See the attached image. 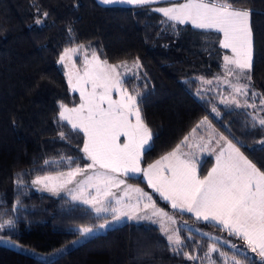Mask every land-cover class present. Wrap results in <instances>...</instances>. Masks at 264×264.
Listing matches in <instances>:
<instances>
[{"label":"trees","instance_id":"1","mask_svg":"<svg viewBox=\"0 0 264 264\" xmlns=\"http://www.w3.org/2000/svg\"><path fill=\"white\" fill-rule=\"evenodd\" d=\"M234 5L252 10L254 71L249 97L252 91L264 94V0H234ZM151 9L103 6L96 0H0V219L15 220V228L5 229L0 236L32 252L50 254L77 239L79 227L101 222L89 208L66 196L38 192L32 185L36 176L67 171V157L81 167L87 164L81 151L83 133L58 122L60 103L78 104L58 65L67 47L86 45L110 64L139 59L140 72L124 80V87L139 91L142 117L152 133L143 165L173 151L208 116L218 132L264 170V146L258 143L264 139V129L253 127L249 116L257 112L264 116L259 97L256 109L226 107L210 90L202 91L205 84L200 78L213 80L222 71L219 34L161 23L165 18ZM37 19L43 22L37 25ZM213 106L220 111L218 117ZM62 131L66 139L60 138ZM45 160L51 163L46 165ZM17 174L23 178L20 187ZM127 180L145 188L138 178ZM153 199L169 214L246 249L242 240L219 226L195 221L156 196ZM179 231L184 252L195 259L174 252L156 226L125 223L49 260L0 245V264H211L204 255L209 237L186 228ZM220 247L233 254L225 245ZM212 256L222 264L218 254Z\"/></svg>","mask_w":264,"mask_h":264},{"label":"snow or ice","instance_id":"2","mask_svg":"<svg viewBox=\"0 0 264 264\" xmlns=\"http://www.w3.org/2000/svg\"><path fill=\"white\" fill-rule=\"evenodd\" d=\"M98 2L106 6H146L157 4L159 0ZM151 10L162 14L165 20L161 23L172 22V27L176 24H191L196 29L222 34L219 46L231 53L224 55L223 61L224 79L232 89V95L230 99H221L220 102L226 107L234 105L236 108L256 109V99L259 97V109L264 112V94L252 91L249 97L254 71L253 13L250 8L235 7L234 0H184L171 7H155ZM43 15L47 17L48 13ZM42 22L40 19L35 21L37 25ZM84 49L83 44L64 48L58 63L65 69L70 65L76 69L73 57ZM132 66L140 67L139 59L134 60ZM119 67L127 69V61L121 62V65H111L107 60H101L93 49L91 58L86 52L84 54L82 74L78 69L66 72L71 90L79 93L80 103L72 107L60 103L58 122H66L73 131L83 133L81 151L89 163L81 167L72 157H67V171L36 176L32 185L57 196L65 192L71 201L92 209L101 222L94 226L79 227L78 234L82 238L86 239L98 230L121 223L125 218L151 220L160 225L161 232L166 235L174 252L183 253L189 260L195 259L184 252L185 244L179 229L170 227L176 224L175 217L158 208L148 192L127 183V179L142 175L147 186L178 213H190L197 221L215 224L229 236L244 241L246 249H241L220 237L201 233L209 236L208 250L204 255L211 264H216L213 253L222 258V264H242V261L245 264H264V170L245 156L237 143L218 133L208 116L197 123L173 151L147 168H142L141 159L151 148L152 133L142 117L139 91L133 89L130 92L124 87L125 81L118 72ZM228 77L234 78L235 83ZM200 79L204 84H212L211 80ZM216 79L220 80V77ZM241 80L244 82L241 83ZM113 91L119 94V100L112 98ZM240 97H244L243 101ZM212 112L217 117L220 115L215 106ZM249 116L253 127L264 129V116L259 112L249 113ZM205 125L211 129L219 151L209 147L211 140L196 145L201 152L215 153V164L206 176L201 177L198 172L200 160L192 152H182L181 149L191 147L190 137H195L198 129ZM59 135L61 139H66L63 131ZM258 143L264 146V139ZM44 163L47 165L51 162L45 160ZM80 176L83 179L78 180ZM15 182L17 187L23 184L20 174H17ZM19 204L17 200L16 205ZM17 210L13 208L14 212ZM184 224L187 225V220ZM14 228L15 220L0 219V232ZM194 231L199 232V229ZM6 243L9 241L0 236V244ZM221 244L232 249L233 254L229 256L220 247Z\"/></svg>","mask_w":264,"mask_h":264},{"label":"rangeland","instance_id":"3","mask_svg":"<svg viewBox=\"0 0 264 264\" xmlns=\"http://www.w3.org/2000/svg\"><path fill=\"white\" fill-rule=\"evenodd\" d=\"M96 1H97L98 4H100L98 2V0H96ZM182 2H184V0H159V3H157V4L146 5V6H152V8H155V7H171L173 4L182 3ZM100 5H103V4H100ZM103 6H106V5H103ZM110 6L141 7V6H130V5H126V4H117V5H110ZM160 15L162 16V14H160ZM180 25H189V26H191V24H180ZM199 30H201V29H199ZM213 32H215V31H213ZM215 33H217V32H215ZM218 34L220 36V39H222V34H220V33H218ZM222 50L224 52L223 53V56H222V62H221L222 63V71H221L220 75L218 76V77H220V80H217L216 79L217 77L215 79L211 80L212 81V84H213L212 85V88L210 86L211 84L210 85L209 84H205V86L203 85L204 87H203V90L202 91L208 93V90H210L219 99V101H218L219 104L225 106V104L221 103L220 101H221V99H230L231 98V95H232V89L229 87V84H228L227 80L224 79V61H223V57H224V55H231V53L228 50H225V49H222ZM85 52L87 53L88 57L91 58V52L89 51V49H88V47L86 45H85V49L84 50H82L78 55H76V56L73 57V60L75 61V64H76V69H78L81 74L83 73V60H84V54H85ZM127 63H128L127 69H125L124 67H119L118 68V72L121 74V78L123 80H126L128 78H131V77H134V76L138 75V73L141 70V66L138 67V68H136V67H133L132 66V62H127ZM58 65L62 68V71H63V73L65 75V78H66V81H67V84H68L69 91L72 94H76L77 95V97H78V104H79L80 103L79 93L78 92H74V91L71 90V88L69 86V82H68V76L66 75V72L67 71H75L76 69H72L71 68V65L69 66L68 69H65L64 66L61 65V64H59V63H58ZM111 65H121V63L111 64ZM228 79L229 80H232L233 83H235L234 78L228 77ZM240 82L243 83L244 81L241 80ZM207 86L209 87V89L207 88ZM112 98L115 99V100H119L120 99V96H119V94L117 92L113 91ZM106 106L107 105H105V107ZM133 120H134V118H133ZM218 133H220V132H218ZM201 138H203V139H201ZM121 139L123 140V137ZM209 140H211V144L209 145V147L216 149V151H219V147L217 145V141L214 138L211 129H209L207 127V125H205L201 129H198L197 135L195 137H190L189 144L191 145V147L185 146L184 148L181 149L182 152H184V151H186V152H192L195 155V157L198 160H200V165L198 166V172H199V175L201 177L206 176L208 174V172L211 170V168L213 167V165L215 164V153L213 152V153L210 154L207 151L201 152V151L198 150V148L196 147V145H203L206 141H209ZM219 143L220 144H223V141H220ZM83 155H84V153H83ZM160 159H161V157L158 158V159H156L152 163H149V164H154L156 161H158ZM142 160H143V156H142V159H141V167L142 168H147V166L149 164L143 165L142 164ZM87 163H89V161H87ZM208 163H209V165H208ZM203 171H204V175H201V173H203ZM121 178H124V177H121ZM135 178H138L139 180L143 181L145 183V188H142L141 186H138V185H133L134 187L142 188L145 192H148L152 196V198H153V196H156L160 201L166 203L171 210L176 211V210L172 209L170 207L169 203L166 202V201H164L160 197V195L158 193L153 192L152 189L147 186V182L144 180V178H143L142 175L141 176H137ZM77 179L78 180L83 179V176L77 177ZM127 183L130 184L128 182V180H127ZM130 185H132V184H130ZM33 187L38 192L46 193V194H49V195H52V196H57V195L51 194L50 192L39 190V186H33ZM69 187H73V185H69ZM121 187H123V186H121ZM114 191L119 192V190H117V189H114ZM61 195L70 198L65 192H61L60 195H58V196H61ZM75 203L80 204L78 202H75ZM80 205H83V206L89 208L87 205H84V204H80ZM89 209L92 211L91 208H89ZM93 214L95 215L94 212H93ZM183 214H187V215H189V216L192 217V215L190 213H183ZM175 219H176V224L175 225H171L170 226L171 228H175V229L186 228V229H190V230L199 229L196 226H192L189 222H187V225H185L184 224V221L185 220H183V219H180L178 217H175ZM193 219L195 221H197L194 217H193ZM198 222L208 223V222H204V221H198ZM125 223H149V224H152V225L156 226L159 229L160 233L167 239L166 235H164L161 232L160 225L158 223L157 224H154V223L151 222V220H139V221H137V220H128L126 218L121 223L111 225L108 229L98 230L96 233H94L92 236H90L88 238H91V237L96 236V235H100V234L106 232L109 229H112V228L121 226V225H123ZM197 233H200V234L201 233H208L209 236H212L213 237L212 233L203 231L201 229H199V232H197ZM209 236H207V237H209ZM88 238L85 239V238H82V237L79 236L73 242H71V243H69V244H67V245H65V246L57 249L56 251H54V252H52L50 254H39V253L32 252V251H30V250H28L26 248H22L20 245H18L14 241L9 240V239H6V238H4V239L7 240V241H9V243L0 244V245L1 246H4V247H7L9 249H12V250H16V251H20V252H24V253H28V254H34L35 256H37V257H39L40 259H43V260H49V259L55 258V257H57V256L65 253V252H67L68 250H70V249L78 246L79 244H81L82 242H84L85 240H87ZM75 241H80V242L79 243H74ZM13 245H18V246H13Z\"/></svg>","mask_w":264,"mask_h":264}]
</instances>
